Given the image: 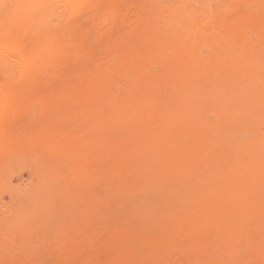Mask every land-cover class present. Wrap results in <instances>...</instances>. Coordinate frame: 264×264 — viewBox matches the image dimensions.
I'll return each instance as SVG.
<instances>
[{
    "label": "rangeland",
    "instance_id": "1",
    "mask_svg": "<svg viewBox=\"0 0 264 264\" xmlns=\"http://www.w3.org/2000/svg\"><path fill=\"white\" fill-rule=\"evenodd\" d=\"M0 264H264V0H0Z\"/></svg>",
    "mask_w": 264,
    "mask_h": 264
}]
</instances>
